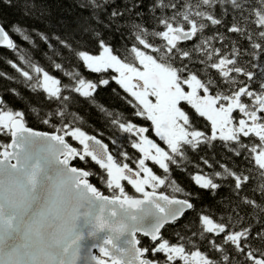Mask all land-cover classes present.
Returning a JSON list of instances; mask_svg holds the SVG:
<instances>
[{
  "label": "flooded vegetation",
  "instance_id": "flooded-vegetation-1",
  "mask_svg": "<svg viewBox=\"0 0 264 264\" xmlns=\"http://www.w3.org/2000/svg\"><path fill=\"white\" fill-rule=\"evenodd\" d=\"M187 27H170L162 36L163 42L135 48L133 60L126 70L122 71L115 59L114 66H110L114 71L120 69L123 72L120 77L127 76L128 82L120 79V83L127 89L131 104L138 106L137 109L135 107V123L126 126L135 155H120V150L114 148V140L110 145L103 142L110 155V162L106 165L86 150L85 140L93 135L64 123L50 132L64 136L65 142L76 151L77 156L69 165L88 174L79 180L89 182L97 194L112 199H137L147 192H154L190 202L181 196L188 195L187 192L204 191L205 187L216 193L218 189L213 190L208 180L221 185L224 179L216 177L215 173L219 172L221 177L228 175L211 165L208 158L204 160L213 146L229 150L234 144L238 152L244 153L243 145L256 140L264 143V88L255 83L250 85L244 75L231 74L229 51L223 45L216 47L213 43H205L213 31L203 30L196 21L189 22ZM205 48H209L207 57L210 60L201 53L208 51ZM196 57L203 58L204 62L194 61ZM89 65L97 69L101 64L93 58ZM84 85L87 83L79 82L75 89L85 94L87 89H91H85ZM43 86L51 97L59 96L57 82L43 80ZM250 87L255 90L250 91ZM5 129L9 140L0 148H7L10 141V130ZM191 158L200 162H195L192 170L186 173L187 167L181 164ZM173 167L177 169L175 174ZM180 173L186 174L192 188L177 181ZM190 215L193 226H189ZM220 224L226 225L207 212H199L191 202L190 208L179 218L159 229L155 240L138 233L136 239L146 244L159 240L154 250L168 256L160 264H172L173 261H178V264H212L198 243L200 240L210 243V233L220 232ZM68 233V243L77 240L81 249L85 230L79 229L78 236L74 229ZM182 234H190L191 246ZM212 239L222 243L217 237ZM138 247L143 251L141 258L147 259L145 249ZM109 251V245L103 243L94 246L90 255L95 260L110 262ZM84 255L80 252L78 257ZM207 256L210 255L207 253ZM223 263V260L216 261V264Z\"/></svg>",
  "mask_w": 264,
  "mask_h": 264
},
{
  "label": "trees",
  "instance_id": "trees-1",
  "mask_svg": "<svg viewBox=\"0 0 264 264\" xmlns=\"http://www.w3.org/2000/svg\"><path fill=\"white\" fill-rule=\"evenodd\" d=\"M225 5L227 6V0ZM25 8L28 11L26 16L22 15ZM210 11L204 0H11V6L0 3V24L7 26L10 22H15L20 34L30 36L38 45L37 48H32L27 42L13 36L16 43L11 51L0 48V74L8 73L10 77L0 79V95H3L0 108L19 115L23 112L21 116L25 124L33 129L51 132L64 123L93 135L108 145L114 140V148L120 150V155H135L130 144L131 134L126 126L135 123V107L137 109L138 106L131 104V97L120 83L115 71L111 68L91 69L84 56H97L103 50H107L120 64L129 65L133 60L135 48L141 49L144 44L163 42L161 33L170 27L188 28L189 22L196 21L203 30L213 31L208 26L210 22L206 19V14ZM202 25L204 27H201ZM33 28L46 34L55 32L60 37L59 40L52 41L53 47L49 51L51 62L41 61L48 73H53L55 69L54 75L58 79H53L52 75H42V78L47 77L56 81L57 86L61 85L57 97H51L45 89L49 97L47 101L42 99L38 91L35 94L26 91L25 85L28 82L6 64V60L16 59L14 52L19 50L21 44L24 48L23 55H27L30 51L39 58L40 53L45 51L40 39L32 31ZM215 31L221 29L217 28ZM212 33L210 35L212 38L206 39L205 43L207 45L213 43L216 47L223 43L228 44L232 75H244V71L251 70L244 63L247 58L242 51L233 52L229 41L217 43L219 37ZM100 39H103L104 44L97 48L96 42ZM239 43L243 45L242 41ZM107 45H111V48ZM205 49L208 51L201 53L210 60L207 57L209 48ZM193 60L204 62L201 57ZM17 64L20 62L17 61ZM20 66L25 71L28 70L27 65ZM202 70L203 73L206 72L204 67ZM208 70L211 72L210 69ZM213 74L216 75L215 72ZM32 80H35L34 76ZM79 82L91 84V88L95 89L94 94L93 89L85 94L80 93L75 89ZM32 87L38 85L33 84ZM9 89H16L17 93L9 95ZM47 121L51 122L46 123ZM8 140L7 130L0 126V147ZM234 152H238L237 145L234 144L229 150L213 146L208 155L204 153L207 155L204 160L208 158L211 165L225 171L221 165L231 168L234 161L239 159ZM195 162L200 161L191 158L181 165L187 167L186 173H188ZM173 170L175 174L176 167H173ZM176 179L190 188L193 186L184 173H180ZM227 183L228 180H222L221 187L215 195H212L211 191L198 190L195 193L187 192L188 195L181 197L187 198L194 206L196 205L199 212H207L218 222L233 228L238 217L232 205L238 198L233 197L229 189L224 187ZM241 211L244 209L241 208ZM217 214L220 216L218 217ZM189 218V226H193L191 215ZM181 236L188 238L185 239L188 246L192 245L190 234ZM216 244H220L221 247L217 249ZM198 245L215 261H222L219 257L225 252L233 254L231 247H225L221 242L208 243L200 240ZM259 246L264 247V244ZM223 264H233V261L229 259Z\"/></svg>",
  "mask_w": 264,
  "mask_h": 264
},
{
  "label": "water",
  "instance_id": "water-1",
  "mask_svg": "<svg viewBox=\"0 0 264 264\" xmlns=\"http://www.w3.org/2000/svg\"><path fill=\"white\" fill-rule=\"evenodd\" d=\"M85 146L109 164L110 155L98 138L88 137ZM4 152L0 264H154L141 258L136 234L155 240L163 225L190 208L185 200L154 192L137 199L97 194L89 182L79 180L88 174L70 167L77 153L64 136L32 129L20 117L10 122ZM73 229L76 236L79 229L85 230L81 249L77 240L67 241ZM103 243L109 245L110 262L90 255ZM80 252L85 253L82 258Z\"/></svg>",
  "mask_w": 264,
  "mask_h": 264
},
{
  "label": "snow or ice",
  "instance_id": "snow-or-ice-1",
  "mask_svg": "<svg viewBox=\"0 0 264 264\" xmlns=\"http://www.w3.org/2000/svg\"><path fill=\"white\" fill-rule=\"evenodd\" d=\"M204 2L206 7L211 10L206 14V19L210 22L208 26L213 29L212 35L219 37L217 43L229 41L233 52L242 51L247 58L244 63L251 69L244 71V76L249 80L250 85L255 83L256 86L264 88V0H227V6L225 0H204ZM0 3L11 6V0H0ZM22 15H28L27 8L24 9ZM217 28L221 31H215ZM25 31H27L26 27ZM32 31L40 39L45 51L40 53L39 58L30 51L27 55H23L24 48L21 44L19 50L14 52L16 59L6 60V64L28 82L25 85L26 91L33 92V94L38 91L41 93L42 99L47 101L49 97L42 86V75H52L53 79L58 78L54 75L55 69L53 73H48L41 61L51 62L49 51L53 47L52 41L59 40L60 37L55 32L46 34L35 28ZM13 36L27 42L32 48L38 47L30 36L20 34V29L15 22H10L7 26L0 24V48L11 51L16 43ZM5 38L7 43H5ZM211 38L209 36V39ZM241 41L243 42L242 46L239 43ZM96 43L99 48L104 44V41L100 39ZM223 46L228 48L227 43H223ZM107 47L111 48V45H107ZM17 61L20 64H17ZM20 65H27L28 70L25 71ZM33 76L35 77L34 81L32 80ZM6 78H10L8 73L0 74V79ZM33 84L38 87L33 88ZM60 87L61 85H58V89ZM249 90L254 91L255 89L250 87ZM94 92L95 89H93V94ZM16 93V89L8 91L9 95ZM0 101H3V95H0ZM3 110L0 108V111ZM20 114L23 115V112ZM243 147L245 148L243 154L234 152V155L239 159L234 161L233 167L228 168L221 165L228 173L227 177H221L219 172L215 173L216 177L229 181L224 187L229 189L233 197L238 198L232 205L238 220L233 228L220 224L221 231L210 233L209 242L216 243L212 237H217L225 247H231L233 254L225 252L219 257L220 260L231 259L233 264H264V247L259 246L264 244V143L256 140L243 145ZM5 157L4 149L0 148V165L4 163ZM12 166L15 167L14 164ZM208 183L211 184L213 190L221 187L211 179L208 180ZM203 190L208 191L206 187ZM212 195H215L214 191ZM241 208L244 211H241ZM217 216L219 217L220 214ZM229 220L231 221V216H229ZM3 226V209L0 207V228ZM156 243H159V240L151 244L138 242V245L145 249L147 259L154 261V264H160V261L166 260L168 256L166 253L154 250ZM220 247V244H216L217 249ZM203 254L207 259L212 260V264H216L211 256H207V253ZM237 256H239V260H237ZM172 264H178V261H173Z\"/></svg>",
  "mask_w": 264,
  "mask_h": 264
},
{
  "label": "rangeland",
  "instance_id": "rangeland-1",
  "mask_svg": "<svg viewBox=\"0 0 264 264\" xmlns=\"http://www.w3.org/2000/svg\"><path fill=\"white\" fill-rule=\"evenodd\" d=\"M166 31H163L161 34L162 36L164 35ZM92 57L90 56H84V60L89 64V61L91 60ZM95 61H97L98 63H100L101 65H98V67L100 68H97V69H104V68H107V67H110V66H114V58H112L110 55H109V52L107 50H103L99 56H95ZM106 60V63L104 62ZM118 65V63H117ZM91 66V65H89ZM120 79L124 80V82H128V78L127 76H123V77H120ZM84 88L87 89L89 88V85H84ZM88 92V89L86 90ZM13 117V115L11 114H1L0 115V124L2 125H7L8 122L10 121V119Z\"/></svg>",
  "mask_w": 264,
  "mask_h": 264
}]
</instances>
